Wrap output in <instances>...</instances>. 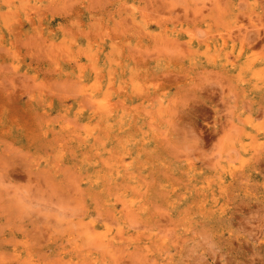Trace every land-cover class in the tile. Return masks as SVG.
<instances>
[{
    "label": "rangeland",
    "instance_id": "rangeland-1",
    "mask_svg": "<svg viewBox=\"0 0 264 264\" xmlns=\"http://www.w3.org/2000/svg\"><path fill=\"white\" fill-rule=\"evenodd\" d=\"M74 1L0 0V264H264V0Z\"/></svg>",
    "mask_w": 264,
    "mask_h": 264
},
{
    "label": "bare ground",
    "instance_id": "bare-ground-1",
    "mask_svg": "<svg viewBox=\"0 0 264 264\" xmlns=\"http://www.w3.org/2000/svg\"><path fill=\"white\" fill-rule=\"evenodd\" d=\"M75 1H76V0H75ZM75 1H74V2H75ZM33 7H34V6H33ZM26 20H27V19H26ZM34 142H35V141H34ZM15 174H16V173H15ZM35 178H36V177H35Z\"/></svg>",
    "mask_w": 264,
    "mask_h": 264
}]
</instances>
